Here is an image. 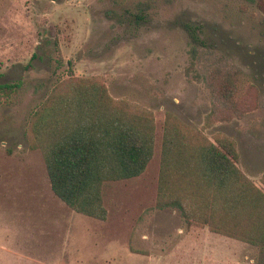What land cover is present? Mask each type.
I'll return each mask as SVG.
<instances>
[{"label":"rangeland","instance_id":"1","mask_svg":"<svg viewBox=\"0 0 264 264\" xmlns=\"http://www.w3.org/2000/svg\"><path fill=\"white\" fill-rule=\"evenodd\" d=\"M256 1L0 0V85L20 83L0 94V264H264V245L242 249L218 233L211 240L207 226L155 208L166 113L210 141H234L237 168L263 188L264 11ZM215 68L232 75L239 111L206 128L218 105L206 83ZM71 77L96 80L154 117L145 172L102 187L104 221L61 203L30 149L31 116Z\"/></svg>","mask_w":264,"mask_h":264},{"label":"trees","instance_id":"2","mask_svg":"<svg viewBox=\"0 0 264 264\" xmlns=\"http://www.w3.org/2000/svg\"><path fill=\"white\" fill-rule=\"evenodd\" d=\"M256 3L264 11V0ZM206 83L218 103L205 118L208 128L228 120L239 103L227 71L212 69ZM19 87V82L2 84L0 94L8 96ZM154 127L152 113L114 100L96 80L71 77L31 116L30 149L41 153L56 198L76 214L104 221V183L145 172ZM238 158L231 139L216 135L210 141L166 113L155 208H175L188 225L264 245V177L259 189L237 168Z\"/></svg>","mask_w":264,"mask_h":264},{"label":"crops","instance_id":"3","mask_svg":"<svg viewBox=\"0 0 264 264\" xmlns=\"http://www.w3.org/2000/svg\"><path fill=\"white\" fill-rule=\"evenodd\" d=\"M250 180V179H249ZM255 186L256 187H258L259 189H260V186L258 185H256L255 184ZM61 202V201H60ZM62 203V202H61ZM70 210V209H69ZM73 212V211H72ZM79 215V214H78ZM97 220V219H96ZM202 232H204V231H202ZM206 233L205 234H207V236H209V238L211 239V240H214L213 238H214V236L213 235H215L214 233H210L209 231H205ZM204 234V233H203ZM218 240H226L224 237H222V238H218ZM184 247H186V245H185V243H180V244H177L176 246H175V249L174 250H182ZM250 247H253V248H255L256 246H252V245H249V244H247V243H244V242H242V249H246V250H249V249H247V248H250ZM205 248V247H204Z\"/></svg>","mask_w":264,"mask_h":264}]
</instances>
